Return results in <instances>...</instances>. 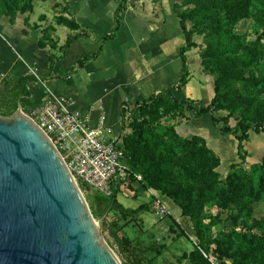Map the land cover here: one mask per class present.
Masks as SVG:
<instances>
[{
    "label": "trees",
    "instance_id": "obj_1",
    "mask_svg": "<svg viewBox=\"0 0 264 264\" xmlns=\"http://www.w3.org/2000/svg\"><path fill=\"white\" fill-rule=\"evenodd\" d=\"M171 1L184 37V45L179 49L182 75L178 84L154 93L147 100L134 102L132 112L126 109L125 114L130 116L126 126L129 131L122 132L129 179L135 182L134 174L140 175L145 190L168 199L191 223L195 240L181 231L191 244L186 256L189 264H211L201 251L217 264H264V214L254 217V204L264 201V157L250 166L249 171L245 169L249 157L245 144L250 134L264 135V0ZM33 2L0 0V18L7 16L13 24L17 14L24 12L25 3L31 7ZM63 9L68 12V4ZM245 20L252 22L256 34L253 41L246 34L235 32ZM56 22L77 32L73 39L89 36L73 19L62 16ZM115 22L117 30L120 25L117 14ZM47 36L48 32L43 39ZM195 37L202 38V71L214 78V95L206 105L178 98L191 78L186 54L196 47ZM39 45L43 47L42 42ZM64 46H70L69 40ZM12 88L17 96L16 108L19 104L28 112L35 107L29 100L31 93L26 84L16 83ZM14 111L0 116L9 117ZM221 112L226 115H218ZM207 114L222 136L230 135L237 142L239 162L229 166L223 180L217 171L221 159L205 139L197 134L182 136L176 127ZM117 192L113 190L109 198L95 197L100 218L106 213L117 216L112 228H107L105 219L102 230L108 231L119 248L127 246L134 264H162L156 260L160 247H136L127 237H120L121 226L137 221L139 212L150 205H140L135 210L125 208L118 202ZM212 209L231 213V229L220 231L215 237L212 229L220 224L221 217L209 215ZM170 222L177 226L173 217ZM147 253L155 257L144 263L143 256Z\"/></svg>",
    "mask_w": 264,
    "mask_h": 264
},
{
    "label": "crops",
    "instance_id": "obj_2",
    "mask_svg": "<svg viewBox=\"0 0 264 264\" xmlns=\"http://www.w3.org/2000/svg\"><path fill=\"white\" fill-rule=\"evenodd\" d=\"M116 1L34 0L31 7L25 3L24 12L17 14L13 24L7 16L0 18V72L27 85L33 106L47 101L50 93L64 96L74 102V108L88 118L92 126L103 118L116 132L122 131V117L126 119V109L130 112L129 103L147 100L154 93L178 84L182 75L179 49L184 39L176 33L175 13L168 0L162 1L165 9L145 0L126 7ZM63 4H68V12ZM117 7L122 14L115 30ZM60 16L73 19L89 36L73 39L77 32L58 25L56 19ZM44 32L49 36L43 39ZM67 40L70 46L66 48ZM41 42L43 47L39 45ZM189 54L190 51L186 54L190 70ZM190 76L179 96L201 103L203 100L197 98L200 96L196 90L206 86L191 72ZM43 84L46 90L37 100L33 99L34 91ZM203 117L192 118L188 123L194 127L192 133L203 135L208 147L216 148L213 151L217 156L218 143L228 144L229 163H238L236 140L230 135L221 139L215 133L211 139L206 138L205 130L211 128L208 119ZM134 185L142 187L135 181L131 186L135 192ZM142 189L148 194L143 202L150 205L152 190ZM135 201L137 205L132 210L141 204ZM139 217L137 215V219ZM179 217L173 218L178 224L182 220L188 226L187 218L182 217L180 211ZM126 230L123 228L124 232Z\"/></svg>",
    "mask_w": 264,
    "mask_h": 264
},
{
    "label": "water",
    "instance_id": "obj_3",
    "mask_svg": "<svg viewBox=\"0 0 264 264\" xmlns=\"http://www.w3.org/2000/svg\"><path fill=\"white\" fill-rule=\"evenodd\" d=\"M61 155L22 112L0 116V264H121Z\"/></svg>",
    "mask_w": 264,
    "mask_h": 264
},
{
    "label": "rangeland",
    "instance_id": "obj_4",
    "mask_svg": "<svg viewBox=\"0 0 264 264\" xmlns=\"http://www.w3.org/2000/svg\"><path fill=\"white\" fill-rule=\"evenodd\" d=\"M119 4H123L124 7L133 6L134 2L133 0H117ZM116 1V2H117ZM146 3L150 2L153 5L160 4V7H163L162 1L163 0H145ZM145 3V2H144ZM168 3H170V6L172 7L173 2L171 0H168ZM64 5V4H63ZM62 6V5H61ZM64 8V7H63ZM123 9V7H122ZM173 9V8H172ZM122 11V10H121ZM117 10L115 11V15L117 14L120 19V15L122 12ZM62 12H60L61 14ZM63 15V14H62ZM62 16H60L61 18ZM174 28L176 30V33L182 35L179 19L174 14ZM59 18V17H58ZM115 23V22H114ZM235 32L238 34H246L248 37V40L253 41L256 39V34L253 31L252 22L249 20H245L241 22L235 29ZM184 39V37H183ZM194 42L196 44V47L193 48L190 51L189 57H190V70L195 78L199 82L203 81V85L206 86L200 87L199 90H196V93L200 96L197 98H201L203 102L201 104L206 105L210 99L213 97V80L214 78L202 71L201 66V60H200V49L202 47V38L201 37H195ZM264 44V42H263ZM194 78V79H195ZM196 81V80H195ZM17 83V79L13 77H9L6 75V78L4 80V84L0 87V114L5 112L14 111L16 108V92L12 88ZM45 84V83H44ZM43 85H39L38 88L33 93V99L40 97L41 92L46 90V88ZM47 85V84H45ZM191 83V87H192ZM179 99H182L181 96L178 95ZM133 103H129V107L132 106ZM18 107V106H17ZM17 110V108H16ZM15 110V111H16ZM14 111V112H15ZM131 111V108H130ZM23 113H25V110H22ZM132 112V111H131ZM218 115L225 116V112H221ZM129 116V115H127ZM123 121H124V132H128L129 130H126V126L129 123V118L124 119L123 115ZM203 118L208 119L209 126L211 130H205L204 136L209 139L212 138L213 135H217L218 137H221V139H225V136H222L219 132V129L215 127L211 122L210 115H204ZM193 121V120H192ZM231 125L234 126L235 122L232 120ZM177 131L182 136H189L193 134V126L189 125L187 123H180L176 125ZM215 133V134H214ZM203 136V135H202ZM212 146V143H209ZM218 147H220V159L222 160L220 167L217 169L221 180L224 179L225 175L229 171V166L231 163L228 158V151L230 149V146L228 144L224 143H218ZM213 150H216V148L212 147ZM229 148V149H228ZM245 148L249 153V157L246 159V166L245 169L249 171V167L253 164L255 165L258 163L262 157H264V135L263 134H250L249 141L245 144ZM134 181L131 179H127L126 181L119 183L114 182L113 188L114 190H118L117 192V200L119 203H121L125 208H135L137 205V201L139 200L141 202L140 205H147L148 202L144 203L143 198L148 197V194L140 187L139 185H134L137 189V192H135L131 186L133 185ZM82 196L89 208L90 213L92 214L93 218L98 221L100 219L99 214L97 213L96 205H95V197L98 196L94 191L86 188V187H80ZM137 194V195H136ZM158 197L161 198V200L166 204V206L170 210L171 216H167L164 219H159L155 213L150 208H147L146 210L139 212L138 220L130 221L127 225L124 226L126 228V232L123 231V226H121V223L118 222V224L121 226V229L119 231L120 237H127L125 235H128V239L136 246V247H142L146 248L151 245H156L157 247H160L161 253L158 258H156L158 263L162 264H189L188 260L186 259V256L191 250V244L187 241V239L181 235V231L185 232L188 237H190L192 240H195L194 234L191 231V223L185 225V222L180 220L181 224L177 223V226L171 224L172 216L174 218H180L179 217V211L177 208H174L173 204L166 198L161 197L158 193H156ZM138 196V197H137ZM141 197V198H140ZM148 200V198L146 199ZM139 205V206H140ZM255 207V213L254 217L260 218L264 214V201L261 203L254 204ZM210 211V210H209ZM209 215H215L218 214L221 218L220 224L217 225L212 229V236L215 237L220 233V231L223 230H230L231 229V221H230V215L231 213H228L226 211H217V209H212L211 213L208 212ZM116 215L113 213H109L107 215V218L105 220L107 228H112L111 225L116 221ZM177 222V221H176ZM207 223V222H206ZM102 235L108 246L111 248L113 253L116 255L118 260L121 264H134L130 254V250L127 248V246H124L123 248H119V246L116 245L113 238H111L108 234V231L106 229L101 230ZM131 238V239H130ZM121 252V254L119 253ZM144 263H146L148 260L155 257V254L147 253L144 256Z\"/></svg>",
    "mask_w": 264,
    "mask_h": 264
},
{
    "label": "built area",
    "instance_id": "obj_5",
    "mask_svg": "<svg viewBox=\"0 0 264 264\" xmlns=\"http://www.w3.org/2000/svg\"><path fill=\"white\" fill-rule=\"evenodd\" d=\"M6 74L0 72V87ZM128 111V110H127ZM42 131L61 155L75 185L86 187L97 195L109 198L113 183L129 178V166L124 154L122 131L116 132L104 119L92 126L74 102L50 93L47 101L24 113ZM137 182L141 176L134 174ZM81 192V190H80ZM151 210L159 219L169 216V209L151 191ZM211 264H217L201 251Z\"/></svg>",
    "mask_w": 264,
    "mask_h": 264
}]
</instances>
